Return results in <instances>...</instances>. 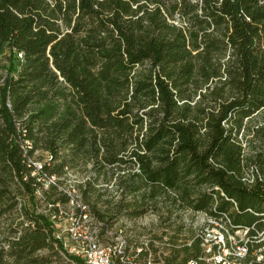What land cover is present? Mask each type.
<instances>
[{"label":"trees","instance_id":"trees-1","mask_svg":"<svg viewBox=\"0 0 264 264\" xmlns=\"http://www.w3.org/2000/svg\"><path fill=\"white\" fill-rule=\"evenodd\" d=\"M2 59L0 214L10 180L33 205L13 264L55 244L81 264L54 235L58 209L34 205L37 148L50 154L37 170L48 178L80 161L137 166L118 176L117 191L144 190V204L162 199L171 213L215 208L234 225L263 226L264 175H244L238 135L264 109V0H0V68ZM144 62L147 73L136 75ZM189 90L200 100L192 104ZM101 175L78 184L84 202ZM50 185L53 204L69 201L63 181ZM198 249H173L169 262L186 264Z\"/></svg>","mask_w":264,"mask_h":264},{"label":"rangeland","instance_id":"rangeland-1","mask_svg":"<svg viewBox=\"0 0 264 264\" xmlns=\"http://www.w3.org/2000/svg\"><path fill=\"white\" fill-rule=\"evenodd\" d=\"M0 68V83L7 74L8 62L2 59ZM149 63L144 62L136 67V75H143L149 69ZM16 75V74H15ZM192 96V104L200 100L199 92L195 93L189 90ZM205 92V90H203ZM211 97L205 98L202 105L211 103ZM2 120L0 119V124ZM245 127L238 135V140L243 146V154L247 158V165L244 175L252 182L257 172L264 175V109L258 111L251 117L247 118L244 123ZM205 130H202V134ZM50 154L44 148H37L35 153L30 157L29 162L38 167L45 162H50ZM262 161V162H259ZM121 169V170H120ZM35 170L32 175L37 176L38 181L42 184L36 192V202L39 212L49 215L55 206H51L55 199L59 198L56 190L51 189V180L46 174L40 175ZM101 170V177L96 183L98 189L89 202H84L78 184L95 175ZM65 172L61 176H56V181H63L60 189L66 190L76 189L80 199L87 204L91 213L98 218L97 212L105 214L104 223L111 228L112 231L122 230L124 235L130 239L131 243L139 242L145 237L155 236L165 240V238L173 245L169 248L170 257L173 249H182L185 246L195 244V235L204 223L202 214L191 208H175L170 212L171 206H166L162 199L159 202H149L148 205L142 201L143 191L136 194H125L117 191L116 179L120 174L129 171H138L136 167L130 165L123 166H105L102 169L94 167L92 161H80L78 164H69L65 168ZM105 172L113 176L111 180L104 177ZM65 180V182H64ZM252 180V181H251ZM11 199L4 203V211L0 214V264H13L16 259L14 250L11 245L17 237L28 228V218L26 211H32L33 205L29 201V197L25 195L23 189L15 182L10 180L9 184ZM136 196V197H135ZM151 203V204H150ZM65 209L67 204L60 203ZM145 210L141 215L135 212ZM151 211V212H150ZM111 236V235H109ZM185 253L179 255V259L185 257ZM27 264H78L69 259L64 252L55 244L47 246L30 255Z\"/></svg>","mask_w":264,"mask_h":264},{"label":"built area","instance_id":"built-area-1","mask_svg":"<svg viewBox=\"0 0 264 264\" xmlns=\"http://www.w3.org/2000/svg\"><path fill=\"white\" fill-rule=\"evenodd\" d=\"M50 179L57 185L55 175ZM65 191L67 209L51 204L58 209L52 215L54 235L81 264H170V240L150 236L131 243L122 230L114 232L95 217L76 189ZM212 211H198L204 219L194 239L199 249L186 264H264V219L262 227H241L233 224L228 212Z\"/></svg>","mask_w":264,"mask_h":264}]
</instances>
